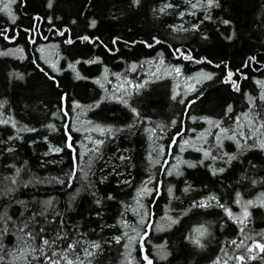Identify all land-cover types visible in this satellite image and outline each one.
I'll return each mask as SVG.
<instances>
[{
	"label": "trees",
	"instance_id": "1",
	"mask_svg": "<svg viewBox=\"0 0 264 264\" xmlns=\"http://www.w3.org/2000/svg\"><path fill=\"white\" fill-rule=\"evenodd\" d=\"M6 3L0 264H264V0Z\"/></svg>",
	"mask_w": 264,
	"mask_h": 264
},
{
	"label": "snow or ice",
	"instance_id": "2",
	"mask_svg": "<svg viewBox=\"0 0 264 264\" xmlns=\"http://www.w3.org/2000/svg\"><path fill=\"white\" fill-rule=\"evenodd\" d=\"M0 2H3V0H0ZM14 2H15V0H8V3L5 4V7H4L3 10H8V6H9V4H10V3H14ZM212 3H213V0H209V4L211 5ZM193 7H195V5H193ZM14 20H15V17H13V21H14ZM94 23H95V22H93V25H94ZM85 39H87V37H85ZM175 71H176L177 73H179V72H180V69L177 68V69H175ZM209 78H210V77H209ZM173 98H175V97H173ZM69 147H71V145H69ZM57 151H59V149H57ZM201 206H204V205H201ZM245 215L247 216V213H245ZM241 222L243 223V221H241ZM198 231H199V230H198ZM201 234H203V233H201ZM117 240H119V238H117ZM197 242H198V241H197ZM43 243H44L45 245H47L49 242H48L47 240H45ZM73 247H74L73 245H69V248H73ZM94 247L99 248V245H98V244H97V245H94ZM256 247L260 248L261 251H264V245H259V244H257ZM86 254H87V255H92V253H87V251H86ZM53 255H55V253H53ZM63 259L67 260V264H73V261L68 260V259H67V256H64ZM53 264H58V262L53 261ZM149 264H151L150 261H149Z\"/></svg>",
	"mask_w": 264,
	"mask_h": 264
},
{
	"label": "rangeland",
	"instance_id": "3",
	"mask_svg": "<svg viewBox=\"0 0 264 264\" xmlns=\"http://www.w3.org/2000/svg\"><path fill=\"white\" fill-rule=\"evenodd\" d=\"M232 77H233V74H231L230 76H229V80L230 81H232L233 83H234V86H237V82H234V80L232 79ZM57 149H59L60 150V148H58L57 146H52L51 147V150L52 151H56ZM143 252H144V255H145V249H143ZM147 259V263H149V261L151 262L152 260H150L149 258H146Z\"/></svg>",
	"mask_w": 264,
	"mask_h": 264
}]
</instances>
